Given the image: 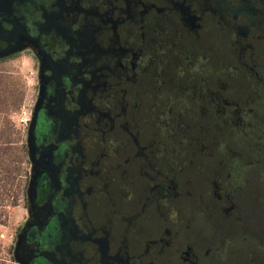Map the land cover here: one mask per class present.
Instances as JSON below:
<instances>
[{"label":"flooded vegetation","instance_id":"obj_1","mask_svg":"<svg viewBox=\"0 0 264 264\" xmlns=\"http://www.w3.org/2000/svg\"><path fill=\"white\" fill-rule=\"evenodd\" d=\"M251 10L264 21V0H0V53L31 51L37 76L24 263L104 264L123 254L118 264H188L191 252L197 264H264V170L247 153L246 188L231 206L214 190L217 177L227 184L229 162L206 134L215 124L190 119L188 143L171 151L159 129L165 102H156L185 49L203 64L237 68L221 88L207 78L208 90L247 100L258 83L235 48L242 29L252 32L247 57L264 78ZM204 140L212 153L198 147ZM154 170L174 172V193L163 187L152 200L164 182ZM165 234L161 254L148 249Z\"/></svg>","mask_w":264,"mask_h":264},{"label":"rangeland","instance_id":"obj_2","mask_svg":"<svg viewBox=\"0 0 264 264\" xmlns=\"http://www.w3.org/2000/svg\"><path fill=\"white\" fill-rule=\"evenodd\" d=\"M248 19L253 25L250 27L259 28L264 37V21L259 14L251 10ZM249 30L250 28L248 31H240L242 39L245 40H240L235 46L241 57V64L246 65L258 83L247 100L238 103L225 102L219 95L208 90L207 78H211L213 86L221 88L232 74L238 73L237 68L203 64V56L185 49L180 50L178 60L170 67L174 77V81L170 80L172 89L158 96L156 101L165 102V109L159 118V129L164 136L162 141H168L171 151L177 142L179 145L188 143L187 129L190 119L208 115L215 124L218 131L206 134L219 141L217 145L228 154L229 162L223 164L228 177L227 184L223 178L217 177L214 190L219 198H225L230 203L237 193L246 188L244 177L252 166L248 163L247 153L254 156V164L260 165L264 170V78L247 57L248 38L252 34ZM117 74L122 83L125 79L124 69L119 68ZM202 77L205 78L204 81ZM36 82V66L31 51L16 48L0 55V264H26L17 254L27 223L26 208L33 177L30 166V114L34 108ZM202 143L198 147L207 149L209 153L213 152L212 146L206 140ZM159 145L162 152L164 148L168 151L166 144L160 142ZM156 175L163 177L164 182L162 186L153 189L152 200L161 196L163 187L175 192L173 171ZM168 242L169 236L165 234L161 242L149 244L148 249H154L161 254L162 247ZM243 247L245 242L242 243ZM209 255L212 253L209 252ZM216 256L226 259L227 254L221 251ZM185 260L188 264H197V259L191 252L185 255ZM122 261H127L123 254L116 261L110 262L106 258L104 264H118ZM249 264H255V261L250 258Z\"/></svg>","mask_w":264,"mask_h":264},{"label":"water","instance_id":"obj_3","mask_svg":"<svg viewBox=\"0 0 264 264\" xmlns=\"http://www.w3.org/2000/svg\"><path fill=\"white\" fill-rule=\"evenodd\" d=\"M8 52V50H6V53ZM2 54H5V53H0V55H2Z\"/></svg>","mask_w":264,"mask_h":264}]
</instances>
